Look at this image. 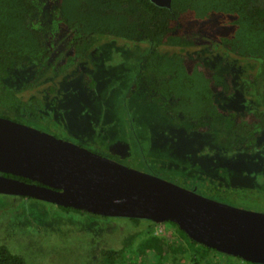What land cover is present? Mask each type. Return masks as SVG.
<instances>
[{
  "label": "rangeland",
  "instance_id": "obj_1",
  "mask_svg": "<svg viewBox=\"0 0 264 264\" xmlns=\"http://www.w3.org/2000/svg\"><path fill=\"white\" fill-rule=\"evenodd\" d=\"M40 1L44 4L33 17L38 21L33 26L50 30L56 2ZM251 5L264 8V0H251ZM55 41L57 59L62 60L68 53V44L64 38ZM196 41L197 45L184 50L166 47L160 51L195 55L213 68L223 87L218 102L224 110L264 112L262 62L241 58L204 38ZM149 50V45L142 42L104 40L65 74L52 68L22 95L25 103L36 107L35 113L26 109L29 116L26 111L0 108V114L109 155L137 170L145 168V160L140 161L136 150L140 148L147 163L164 180L178 178L184 188L196 186L194 191L206 198L264 213V133L247 152L242 139L228 140L232 136L230 117H223L211 131L206 128L202 133H188L170 123L159 124L155 108L151 103L138 104L142 102L140 93L133 91L134 79L142 73L143 56ZM38 71L32 65L15 71V77L30 81ZM77 72L89 73L97 83L96 89L87 91L81 76H74ZM50 89H55L54 93ZM141 97L150 101L149 95ZM154 148L165 150L155 152ZM165 156L168 167L162 166L161 158ZM145 226L141 223V227ZM132 228L127 219L64 212L47 202L0 194V247L21 255L27 264L95 262L101 249L120 245ZM163 230L177 235L176 229L167 224ZM153 260L156 259L148 261Z\"/></svg>",
  "mask_w": 264,
  "mask_h": 264
},
{
  "label": "trees",
  "instance_id": "obj_2",
  "mask_svg": "<svg viewBox=\"0 0 264 264\" xmlns=\"http://www.w3.org/2000/svg\"><path fill=\"white\" fill-rule=\"evenodd\" d=\"M54 1L55 18L50 30H46L33 26L38 21L32 19L44 4L40 0H0L2 110L29 109L35 113L36 107L25 103L22 95L52 68L60 75L65 74L104 40L142 42L151 50L143 56L139 78L153 74L159 83L158 93L174 106L175 114L181 112L196 123L197 129L202 128V123L214 126L223 117H230L232 134L244 139L247 152L252 151L264 133V112L224 110L218 102L223 87L213 68L195 55L166 54L160 50L166 47L184 50L197 45L196 39L200 37L218 43L241 58L261 61L264 72L263 8H251V0H173L170 10L157 7L150 0ZM61 38L68 44V53L62 60L57 59L55 51V40ZM32 65L39 68L33 80L24 82L15 77V71ZM74 76H81L88 89H96L97 83L89 73L77 72ZM54 91L50 89L51 93ZM25 113L31 115L28 111ZM0 116L13 119L4 114ZM59 208L64 212L89 214ZM127 220L133 228L120 245L101 249L95 262L84 264H253L192 241L175 223ZM141 223L146 226L141 227ZM166 224L175 228L177 235L168 230L164 232ZM151 258L156 260L150 263ZM0 264L27 262L1 246Z\"/></svg>",
  "mask_w": 264,
  "mask_h": 264
},
{
  "label": "water",
  "instance_id": "obj_3",
  "mask_svg": "<svg viewBox=\"0 0 264 264\" xmlns=\"http://www.w3.org/2000/svg\"><path fill=\"white\" fill-rule=\"evenodd\" d=\"M150 1L172 8L173 0ZM0 194L107 218L175 223L198 244L264 264V213L206 198L1 116Z\"/></svg>",
  "mask_w": 264,
  "mask_h": 264
},
{
  "label": "flooded vegetation",
  "instance_id": "obj_4",
  "mask_svg": "<svg viewBox=\"0 0 264 264\" xmlns=\"http://www.w3.org/2000/svg\"><path fill=\"white\" fill-rule=\"evenodd\" d=\"M251 8H253L252 5H251ZM261 8H263V7H261ZM133 83H134L133 91H135V90L139 91L140 99L142 101L140 103L139 102H137V103L138 104L143 103L144 105H148L149 103H151L150 105H152L155 108L156 112L158 113V119L161 122L159 124L165 125V124L170 123V124L173 125V127L182 128L188 133H196V132H198V133L201 132L202 133V131L205 130L206 128L212 130V126H209V124H205V123L201 124V127H202L201 129L200 128L197 129V128L194 127V126H196V123L188 120V118L185 117L181 112L175 114L174 113V109H173L174 106H172V104L167 103V100L165 98H163L161 96V94L158 93L157 86L159 85V83H158V80H156V78L153 76V74H151V73L150 74H145L144 77H142V78L141 77L140 78L137 77V78L134 79ZM84 85H85V88L87 89V91H89L90 89H88L87 85L86 84H84ZM94 90L95 89L90 90V91H94ZM148 95L150 97V101L149 100H144V98L141 97V96H144V97L147 96L148 97ZM138 96L136 95L135 97H138ZM128 112L130 113L131 111L128 110ZM12 120H15V119H12ZM133 120H134V118H133ZM15 121H17V120H15ZM175 125H177V126H175ZM229 129L231 131V129H232L231 125H230ZM142 130L145 131L144 126L142 127ZM231 134H232V131H231ZM232 139H235V141H237V142L244 140L242 138H238L237 136H234L233 134H232V136H230L228 138V140H232ZM139 149H136V150L139 152L138 156H139L140 161L143 162L145 160V168L138 169V170L150 173L152 175H156L158 177H161V176H159L160 174L157 173V171L155 170L156 168H154L152 165H149L147 163L148 159H147V156H146L145 152L142 153ZM153 150L155 152H159L160 150H165V148L164 149H162V148L159 149L158 148V150L154 148ZM92 151H94V150H92ZM94 152L99 153V154H101V155H103L105 157H108V158L112 159V157L109 156V155L102 154V153H100L98 151H94ZM126 152L132 153V151H126ZM135 152H134V154H135ZM162 153L165 154L167 152H162ZM162 153H161V155H162ZM167 157L168 156H165L164 158H161V162H162V166L163 167L164 166L166 167V165L168 164L167 162H169V160H167ZM167 167H168V165H167ZM164 171H166V169ZM170 182H173L175 184L183 186L182 182H180L178 180V178H175V179L172 178V180H170ZM183 187H185V186H183ZM196 189H197V187L195 186L191 190H196Z\"/></svg>",
  "mask_w": 264,
  "mask_h": 264
}]
</instances>
